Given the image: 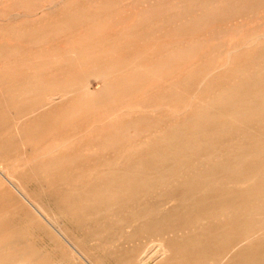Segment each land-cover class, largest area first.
Returning <instances> with one entry per match:
<instances>
[{
  "label": "bare ground",
  "instance_id": "bare-ground-1",
  "mask_svg": "<svg viewBox=\"0 0 264 264\" xmlns=\"http://www.w3.org/2000/svg\"><path fill=\"white\" fill-rule=\"evenodd\" d=\"M82 1L94 4L88 7V10H96V12L89 15L80 14L79 3L59 0L48 5L46 2H37L35 6L41 13L31 14L24 8H20L18 10L23 11H19L17 16L20 20L33 18L39 23L48 22L53 24H63L65 22L73 24L80 20L96 21L102 24L119 23L118 17L107 13V8H109L112 0ZM119 1L123 3L122 0ZM221 7V4L218 5L217 1H213L210 7L202 5L197 10L215 9L220 12ZM132 21L134 22L135 19ZM72 32L73 29H66L62 33ZM13 34L10 33L0 37V91L3 89L2 87L6 86L15 84H22V86H20L17 93L19 109L10 106V103H0V110L5 108L7 114L12 116L10 123L0 119V188L9 193V202H14L19 213H14V208H12V214L3 211L4 214L0 215V264H48L46 262L42 263L38 252L29 251L26 246V235L23 231L18 232L19 229L16 231V217H22L28 225L35 227L38 232L40 231L47 238L49 237L50 241L62 251L65 257L64 262H70L71 264H102L97 261L98 259H95L93 251L97 249L94 248V244L91 245L93 242L97 244L102 242L106 245L114 244L115 236L120 230L131 228L134 232V229L139 225L145 226V219L148 222V230H152V232L159 230L160 222L156 220L157 215L154 211H150L144 216L138 213L136 215L131 213L132 216L123 213L130 202L134 206L140 204L142 200H139L138 197L142 188H148L149 190L163 189L168 204L179 201V199H193L201 205L198 200L200 195L203 194V197L209 191L216 190L218 192L220 190V188L219 190H209L210 183L222 185L223 181H227L233 185L249 183L254 185L260 180L264 182V170H261L264 167V161L259 160L260 166H249L247 169L244 166L248 160L263 156L264 135H260L259 140L254 139L253 145L248 147L249 151L232 154L230 156L232 162H228L224 166L218 162L215 163L216 172L218 170H227L226 173L232 171L231 175L228 176L220 175L221 173L217 175L215 171L209 174L206 171V165H204L205 160H215L216 158L219 160L226 153L215 150L209 154L203 153L196 156L194 162L191 156L186 154L181 156L183 151L182 149L178 150V146L185 147L189 145L194 148L206 141L205 138H202L204 136L190 140L179 139V141V133H182L178 129L180 124H167L166 128L161 129L160 133L156 128L154 129L156 138L153 139L154 136L151 131L148 132L137 126L135 118L139 111L158 112L152 106L151 100L143 104H135L130 99L131 95H135L137 92L148 95L153 90L151 85L143 84L140 86L139 84L144 78V81L148 79L149 76L146 74L156 66L146 62L147 60L143 58L145 56L143 55L144 52L142 54L135 52L110 57H106L107 52H101L97 55L98 57H95V53L94 55L84 53L86 49L89 50L90 47L94 49L95 47L93 42L89 43L85 39L86 41L80 43L72 41L69 46L70 51L66 54L57 51L51 56L35 54L33 59H27L23 55L15 54L14 50L18 48L26 50L27 47L33 44L43 46L52 40V31L43 28L31 38L24 32ZM261 38H264V34H259L258 39H255L249 45H253L255 42L258 43ZM1 49H5V52ZM103 49L105 48L103 47ZM235 52H238L236 47L229 54L232 55ZM99 57L104 59L98 63L91 62V60H96ZM197 57L195 55L193 58ZM263 58V56L259 57L261 59L259 61L261 62L260 65L264 67ZM259 61L257 60L255 63ZM117 62L119 63L117 64ZM235 63V59L230 58L217 61L211 68L206 69L203 74H219L230 69ZM130 71L132 74H130ZM139 72H145V77H141ZM125 74L130 76L127 77ZM115 75L121 76L118 83L110 81V78ZM91 79L100 80L104 83V97L98 107L100 112L103 113L98 119L99 122L103 123V126L100 129L93 128L92 125L80 127L82 137H78L75 134V131L79 130L80 120L78 116L90 106L78 96L82 93H85L86 97L92 95L90 92ZM202 83L200 82L199 85L201 86ZM115 89H120L123 92L121 96L117 97L119 101L112 106L114 103L112 102L113 91ZM224 94L226 93H221V97L225 96ZM259 94L260 97H264V91L260 90ZM246 96H248L247 101H256L259 97L257 95L253 97H250L251 95ZM33 98L36 100L33 101ZM185 99L187 100L186 104L190 106L189 109L193 107L208 109L211 106L206 103L203 97L196 94H191ZM253 107L252 103L249 106L245 105V108L237 106L229 112V116H236L237 112L242 109L250 112ZM165 108L166 112L176 113L180 111L174 101H168ZM261 111H264V109ZM259 120L264 122V117L250 119L248 126L250 127L251 124H255ZM125 124H132V129L137 135L143 133V131L147 134L144 138L145 142L139 145V150L146 145L159 147L161 143L168 146L167 150L161 155L162 152L159 153V149H157L149 157L150 151L143 149L138 159V157H135L138 149L133 147L126 155L119 153L112 160L104 159V163L97 165L96 159H103V153L113 149L124 140ZM12 125L16 130H14L15 133L11 129ZM67 133H70V136L65 137L64 134ZM133 149L135 150L133 151ZM17 150L18 155L13 159L10 152ZM81 159H84V162L77 165V162ZM137 159L139 161L148 159V161H151L150 163L157 160L165 164L159 167L152 166V169L145 171L147 168H139L140 165L134 163L138 161ZM120 163L123 164L119 165ZM169 164H171V167ZM71 165H75L76 168L70 170ZM161 171H171L172 174L170 173L168 177L156 178L155 172L160 173ZM189 176H194V179L190 181ZM26 177H30L32 186L34 185L39 190L35 196L28 191L29 186H26L27 183L26 185L23 183ZM135 177L139 179L138 182L133 180ZM172 184H180L181 187L183 184L187 189L180 193V197L177 194L175 195L176 192L170 188ZM131 191L134 194L133 196L129 195ZM142 193L144 194L143 191ZM58 196L60 197L58 198ZM250 197L253 199L252 208L254 213H252L258 214L262 218V224L259 225L257 231L248 230V234L242 241H236L229 250L230 254L234 250L236 251L241 242H251L255 235L261 233L264 229V188L260 190L253 189ZM232 199L231 194L220 197V205L217 211L214 212L213 217L221 218L228 215L229 222L232 224H235L239 217H243L241 204L233 202ZM253 214L248 216H253ZM112 216L118 218L114 223L109 220ZM143 218L144 220H142ZM204 220H209V218L205 216ZM65 221H68L69 225ZM96 223H101V227H94ZM114 224L120 226V229L112 227ZM168 229H173V226ZM167 231L169 233V230ZM170 231L175 233V230ZM207 242L208 239L204 245L200 246L202 251L207 247ZM89 244L93 246H89L90 249L87 247ZM195 245L199 247L198 242ZM170 252V249L163 242L157 246V251L151 260L144 261L140 259L138 264H164L168 260ZM225 253L219 246H215L209 257L204 254L205 256L203 255L201 258L191 260L189 264H223V260L229 255V252L228 255ZM52 254L55 256L54 253ZM185 261L187 260L185 259Z\"/></svg>",
  "mask_w": 264,
  "mask_h": 264
},
{
  "label": "rangeland",
  "instance_id": "rangeland-1",
  "mask_svg": "<svg viewBox=\"0 0 264 264\" xmlns=\"http://www.w3.org/2000/svg\"><path fill=\"white\" fill-rule=\"evenodd\" d=\"M57 1L59 0H0V37H4V35L6 36L10 33H14L13 35H15V33L21 34L24 32L31 38L43 28L53 33L52 40L48 41L45 45L38 46L37 44H33L27 47L26 50L18 48L14 50L15 54L23 55L27 59H33L35 54L51 56V54L57 51L66 54L70 51L69 46L72 41L80 43L86 40L89 43L93 42V46L95 47L94 49L91 47L89 50L86 49L84 53L86 55L89 53L94 55L95 53V57H98L97 55L101 52H107L106 57L122 54L128 55L135 52L142 54L144 52L143 55L145 56L143 58L147 60L146 62L158 67L155 66L148 74L139 72L143 78L145 74L149 76L147 80L144 81V78L139 84L140 86L143 84L151 85L153 86V90L148 95L137 92L135 95H131L130 99L135 104H143L151 100L152 106L158 112L139 111L135 118L137 126L148 132L151 131L154 136L156 134L154 132L155 128L160 133L161 129L166 128L167 124H180L178 129L182 133H179L178 140H190L204 136L202 138H205L206 141L199 144V146L194 148L189 145L185 147L178 146L177 149H182L183 154L181 153V156H185V154L191 156L193 162L196 160V156H200L203 153L209 154L214 150L226 153L219 160L216 158L215 160L207 159L204 161L206 171L209 174L214 171L216 172L215 163L217 164L218 162L224 166V164L232 162L230 159L232 154L249 151L248 147L253 145L254 139L257 138L259 140L260 135H264V122L259 120V122L251 124L250 127L248 126L250 119H261L264 117V111H261L264 109V97H260L259 94L260 90L264 91V67L260 65L261 62L259 61L261 60L259 57H264V38H261L258 43L255 42V44L249 45L252 41L258 39L259 34H264V0H122L123 3H120L119 0H112L109 8H107V13L118 17L121 22L107 24L90 20H80L73 24L66 22L63 24H53L48 22L39 23L33 20V18L18 19V12L23 11L18 10L20 8H24L31 14L35 12L41 13L35 6L37 2H46L48 5ZM66 1L79 3L80 14L89 15L96 12V10H88V7L94 5L92 3L82 0ZM213 1H217L218 5H222L220 12L215 9L197 10L202 5L210 7ZM15 11L16 13H14ZM134 19L135 21L131 22ZM66 29H73V32L68 34L62 33ZM103 47L107 50L104 51ZM235 47L238 48V52L232 55L229 54ZM1 51L5 52V49H1ZM195 55L198 57L193 58ZM229 58L236 61L235 65L230 69L219 74H203L206 69L211 68L217 61ZM102 59L104 58L99 57L96 60H91V62L98 63ZM257 60L259 62L255 63ZM130 74H132L131 71ZM125 76L129 77L130 75L125 74ZM119 78H121L120 75H115L113 78H110V81L118 83ZM200 82H203L201 86L199 85ZM20 86L22 84L2 87L3 89L0 91V103H10V106L19 109L17 93L20 90ZM103 91L104 83L100 80L91 79L90 92L92 95L86 97L85 93H82L78 96L86 104L90 105L86 111L78 116L80 120L79 130L75 131L78 137H82L80 127L92 125L93 128L100 129L103 126V123L98 120L102 116L101 114H103L98 108L99 103L102 102L104 97ZM122 92L120 89L113 91L114 97L112 102L114 103L112 106L119 101L117 97L121 96ZM224 92L226 93L224 94L225 96L221 97V93ZM191 94L203 97L206 103L211 106L208 109L199 107L189 109L188 107L190 106L186 104L187 100L185 98ZM246 95H251L250 97L257 95L259 97L256 101H247L248 96ZM32 100L35 101L36 99L33 98ZM168 101H174L180 111L176 113L166 112L165 106L168 104ZM251 103L254 107L250 112L243 111L242 109L237 112L236 116H229V112L237 108V106L245 108V105L249 106ZM11 117L7 114L5 108L0 110L1 120L10 123ZM132 126V124H125L124 140L113 149L103 153V159H96L97 165L104 163V159L112 160L119 153L126 155L133 147L138 149L135 156L138 159L143 149L150 151L149 157L157 149H159V153L162 152L161 155L165 153L168 146L163 143L159 147L146 145L139 150V145L145 142L144 138L147 134L143 131V133H139L140 136L137 135ZM13 127L12 125L11 129L15 133L16 130ZM64 136H70V133L64 134ZM152 138L155 139L156 137ZM10 155L15 159L18 155V150L10 152ZM257 158L245 162V169L249 166H260V161H264V153L263 156ZM83 162L84 159H81L77 162V165ZM150 162L146 159L138 160L134 163H138L140 165L139 168H147L145 171H148L152 166L159 167L165 164L157 160H154L152 163ZM122 164L120 163L119 165ZM74 168H76L75 165L69 167L70 170ZM261 170H264V167ZM226 171L218 170L216 174L231 175L232 171L227 173ZM170 173L172 174L171 171L155 172V177L158 179L164 176L168 177ZM193 177L189 176L190 181L194 179ZM136 178L133 180L138 182L139 179ZM223 182L222 185L210 183L209 190H219V188L220 190L218 192L216 190L209 191L203 197V194L200 195L198 200L201 205L197 204L193 199H179V201L168 204L166 193L163 189L149 190L148 188H142L138 197L139 200H142L140 204L134 206L130 202L128 208L123 213L124 215L131 213H135L136 215L138 213L144 216L150 211H154L157 215L156 220L160 222L159 230L157 232L148 230V222L145 219V226L139 225V227L134 229V232L131 228L120 230L115 236L114 244L106 245V243L102 242H99L101 244L93 242L91 245L94 244V248L97 249L93 251L95 259H98L97 261L102 264L106 262L107 264H138L140 259L144 261L151 260L157 251V246L164 242L171 251L168 260L164 264H189L191 260H195L198 257L201 258L204 254L209 257L215 246H219L221 250L226 252V255L229 252L228 257L223 260V264H264V229L261 233H258L259 235L256 234L251 242H241L232 254L229 251L236 241H242L246 237L248 230L257 231L259 225L262 224V218L258 214H253V199L251 198L252 196L250 197V194L253 189H263L264 184L262 183L264 182L260 180L254 185L250 183L233 185L227 181ZM23 183L25 185L27 183L26 186L30 187H28V191L33 196L39 191L34 185L32 186L30 177H26ZM170 188L176 192L175 195L179 196L181 195L180 193L187 189L183 184L182 187L180 184H172ZM230 194L233 196V202L241 204L242 213H244L242 214L243 217H239L235 224L229 222L228 215L221 218L213 217L214 212L217 211L220 205V197L224 195L229 196ZM129 195L133 196L134 194L131 191ZM9 199V193L0 188V215L4 214L3 211L7 213L11 212L12 214V208H14V213H19L14 202H9ZM249 214H253V216H248ZM205 216L209 220L205 221ZM109 220L114 223L118 218L116 219V217L112 216ZM15 221L16 231L19 229L18 232H24L26 235V246L29 248V251L39 253L42 263L71 264L70 262L63 261L65 257L62 251L50 241L49 237L47 238L46 235L40 231L38 232L35 227L28 225L22 217H16ZM65 223L69 225L68 221H65ZM100 224L96 223L94 227L100 228ZM167 224H170V226ZM171 226H173V229H168ZM112 227L120 229V226L116 224ZM229 228L231 231H229ZM167 230H169V233ZM170 230H175V233ZM207 239V247L202 251V247L200 246L204 245ZM196 242H198L199 247L195 245ZM89 246L90 244L87 245L89 249L93 247Z\"/></svg>",
  "mask_w": 264,
  "mask_h": 264
}]
</instances>
